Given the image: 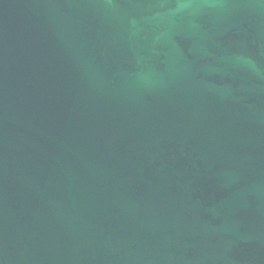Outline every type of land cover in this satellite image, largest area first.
<instances>
[{
  "label": "water",
  "instance_id": "water-1",
  "mask_svg": "<svg viewBox=\"0 0 264 264\" xmlns=\"http://www.w3.org/2000/svg\"><path fill=\"white\" fill-rule=\"evenodd\" d=\"M0 264H264V0H0Z\"/></svg>",
  "mask_w": 264,
  "mask_h": 264
}]
</instances>
